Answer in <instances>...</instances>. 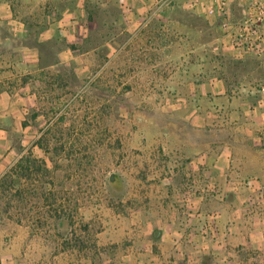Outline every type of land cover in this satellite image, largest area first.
I'll return each instance as SVG.
<instances>
[{
  "label": "rangeland",
  "instance_id": "374dc122",
  "mask_svg": "<svg viewBox=\"0 0 264 264\" xmlns=\"http://www.w3.org/2000/svg\"><path fill=\"white\" fill-rule=\"evenodd\" d=\"M117 1L23 8L71 27L40 45V69L58 53L64 63L10 79L16 93H35L33 107L0 102V264H169L173 248L153 234L175 218L189 231L199 225L207 255L198 264H264V109L251 107L263 71L232 68L213 30L181 15L156 23L149 49L123 33ZM183 42L190 60L200 49L191 75ZM192 74L204 75L202 98L192 96ZM213 76L227 96L209 97ZM228 138L237 143L231 168L221 177L208 163L197 169ZM112 174L122 178L116 189Z\"/></svg>",
  "mask_w": 264,
  "mask_h": 264
},
{
  "label": "crops",
  "instance_id": "0c3cea01",
  "mask_svg": "<svg viewBox=\"0 0 264 264\" xmlns=\"http://www.w3.org/2000/svg\"><path fill=\"white\" fill-rule=\"evenodd\" d=\"M27 1L21 0L19 7L18 3L16 4L13 0H0V102L8 99L10 104L12 99L21 100L27 108H31L33 106L30 102L35 93H31L30 90L27 91V87L25 86L19 87L18 90L20 91L16 93V89L9 86L10 79L13 76L18 79L27 75L25 73L35 75L40 70L54 68L64 63L61 54L58 53V61L55 59L49 66H43V69H40L42 67L40 66V45L47 40L55 38L60 32L70 31L68 28H63L70 24L61 21L56 25L50 23L49 27L45 22L46 18L49 17V12L24 10V6L27 7ZM105 1L107 4L110 2V0ZM184 1L174 0L162 3L155 0H118L119 11L117 19L124 25L123 33L130 35L132 33L133 40L135 42L139 40L137 43L142 45H145L146 39V42L148 41L149 43L146 47L152 49V47H155L154 40L158 32L156 23L160 19L169 20L175 18V8L185 9ZM30 35H34L32 43L29 41ZM173 44H170L169 47H174ZM181 46L187 52L184 60L185 63L183 62L182 67L186 68L187 73L191 75L193 67L200 66V61L202 60L200 58V49L196 50L198 51L197 56H193L194 59L190 60V54L195 52L193 47H191L189 42H183ZM24 70L28 72H23ZM194 75L196 76L192 74L195 77L194 83L197 85V88L192 89V96L194 98H202L204 95L202 78L204 75ZM212 78L209 97L216 99V97L227 96L230 91L224 79L217 76H213ZM12 104L13 101H11V106ZM214 110L216 112L213 111V113L221 114V110L218 111L217 108ZM194 113L201 114V107L195 109ZM203 114L204 116H208L212 113L204 112ZM218 143H221L219 144L222 147L221 152L209 156L204 153L203 157H206V160L203 161V158L195 157L190 162L194 163L197 158L201 164V167L197 168L199 170L201 168L205 169L202 165L204 166L208 163L209 169H206L212 174V177H221L231 168L234 161V151L237 146V143L232 138L223 139ZM159 225L161 226V224ZM188 226L187 222L175 218L162 224V230L153 231V238L158 242L171 246L174 254H176L171 255L170 261H168L169 264H198L201 254L205 253L207 255V249L205 248L207 241L198 232L199 225L196 232L193 230L189 231ZM189 248L192 249L190 250Z\"/></svg>",
  "mask_w": 264,
  "mask_h": 264
},
{
  "label": "built area",
  "instance_id": "2783aa9c",
  "mask_svg": "<svg viewBox=\"0 0 264 264\" xmlns=\"http://www.w3.org/2000/svg\"><path fill=\"white\" fill-rule=\"evenodd\" d=\"M184 8L215 22V51L230 52L236 60L254 61L264 73V0H185ZM251 107L254 111L264 109V79L259 104Z\"/></svg>",
  "mask_w": 264,
  "mask_h": 264
},
{
  "label": "trees",
  "instance_id": "16d2710c",
  "mask_svg": "<svg viewBox=\"0 0 264 264\" xmlns=\"http://www.w3.org/2000/svg\"><path fill=\"white\" fill-rule=\"evenodd\" d=\"M182 16V18H186V20H183V22L185 23H189V24H195L196 22L198 23H204L206 26H208L210 29L213 30V34H214V38H213V46L216 47L217 46V34H216V31L214 30L213 26H211V24L206 21L203 17L195 14V13H192V12H189V11H186V10H182L181 8H175V17H179V16ZM231 67L234 68V67H238L240 69H245L246 67H249L251 65L254 66L253 69H258L257 70V73L259 71V65L258 63L254 62V61H250V60H232L231 62ZM256 72H249L247 73V76L250 77L252 79V77H255L257 75V73L255 74ZM216 98H219V97H216ZM119 180H122V178L119 176V174H112L108 180L109 184L111 187H113L114 189H116L114 186L117 185L118 186V182ZM5 181V180H4ZM60 228L64 227L63 229L68 228V226L71 225L70 221H67L65 218H60Z\"/></svg>",
  "mask_w": 264,
  "mask_h": 264
}]
</instances>
